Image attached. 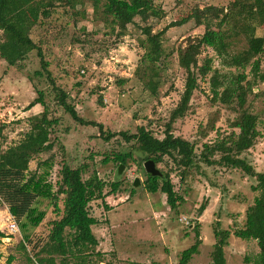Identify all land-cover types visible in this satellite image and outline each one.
<instances>
[{
    "label": "rangeland",
    "instance_id": "1",
    "mask_svg": "<svg viewBox=\"0 0 264 264\" xmlns=\"http://www.w3.org/2000/svg\"><path fill=\"white\" fill-rule=\"evenodd\" d=\"M236 0H154L164 12L162 17H150L128 25L127 33L117 37L111 24L106 23L102 8L94 11L93 5L85 1L75 9L60 5L51 10L47 18L32 29V36L43 50L49 62L50 77L42 68L37 49L19 65L9 66L0 60V127L3 128L0 143L3 149L17 144L30 128V118L44 110L42 104L28 105L44 92L49 116L58 119L51 134L52 150L35 156L29 164V172L37 170L46 174L56 192L60 171L66 163L71 167L85 166L83 178L96 173L107 183L105 191L113 181H120V191L110 194L105 200H93L89 204L92 216L98 219L93 232L99 240L89 259L81 264H179L182 251L195 243L199 226L201 244L187 264H213L212 252L216 242L214 229L219 222L221 228L234 231L246 220L248 206L253 203L258 191L251 186L254 177L241 169L222 165H208L200 161L199 155L205 143L226 139L230 133L239 132L234 126L242 110L236 99L226 105L213 100L210 77L199 78L185 116L173 123V132L196 146L197 157L191 168L180 167L168 156L156 166L160 176L170 174L175 191L180 195L178 205L172 209L162 191L148 192L145 181L149 173L144 168L147 153L137 140L125 139L120 131L136 133L140 126L151 130L157 137H164V130L172 111L178 105L184 90L186 71L179 65V48L190 38L204 33L205 26L198 25L191 17L181 25L165 29L193 14L196 8L207 6L228 7ZM246 6L253 5L257 19H251L256 35H264V0H237ZM85 12V15L83 13ZM144 26L153 33L165 29L161 35L165 51L161 81L157 88L148 82V68L142 63L145 52L140 40ZM248 47L247 38L240 33L232 40L231 51ZM213 58V67L221 73L247 74L254 80L251 65L245 69L223 65L216 52L205 47L199 56V64L205 58ZM261 72L264 74V53L260 56ZM42 74H36V71ZM248 93L246 107L257 115L261 136L241 156L247 158L258 171H264V81L257 79ZM244 83L246 81H243ZM56 88V89H55ZM60 90L67 94V101L75 105L79 115L104 126L101 134L98 125H82L65 111L59 101ZM109 132L115 136L107 139ZM132 153L121 175L117 174V153ZM220 152L213 156L218 160ZM51 158V166L43 160ZM109 158L108 161H104ZM29 174V173H28ZM140 178V184L133 185ZM64 194L58 204L64 207ZM0 229H6L10 221L8 203L0 196ZM206 209L200 213V206ZM33 206L44 212L42 222L34 226L29 223L23 229L17 221L19 231L11 239H2L0 264H31L29 256L47 240L54 219L62 216L53 202L38 198ZM23 221V220H22ZM69 230L67 229V232ZM26 250L21 247L25 235ZM225 246L226 264H255L260 252L258 241L242 239L231 234ZM11 258V260H10ZM70 257L62 262L55 256L54 264H74Z\"/></svg>",
    "mask_w": 264,
    "mask_h": 264
},
{
    "label": "trees",
    "instance_id": "2",
    "mask_svg": "<svg viewBox=\"0 0 264 264\" xmlns=\"http://www.w3.org/2000/svg\"><path fill=\"white\" fill-rule=\"evenodd\" d=\"M85 1L93 5L95 12L102 8L105 22L111 24L112 32L117 37L127 33L128 25L134 23L136 17L147 20L150 17H162L164 14L154 0H0V59L5 60L9 66H16L37 49L42 68L50 77L49 62L45 60L41 46L33 38L32 29L41 23L43 18L49 17L57 2L75 9L74 13L78 14L81 12L76 9L77 6ZM261 2L262 0H256V3ZM191 17L195 18L198 25H204L205 31L199 36L190 38L185 46L179 48V65L187 75L180 101L166 124L164 137L155 136L144 126H140L133 134H128L126 131H120L118 134L127 140H137L140 147L148 154L146 159H153L156 164L168 156L178 166L185 169L191 168L197 157L196 146L193 142L176 136L173 132V123L176 119L184 117L188 111L191 98L199 85V78L212 73L210 84L213 100L229 105L236 99L235 102L242 113L234 124L239 128V132L230 133L226 139L205 143L199 159L208 165L218 164L241 169L245 174L255 178L256 183L251 188L258 191L253 203L247 208L246 220L242 227L231 231L221 228L219 222L216 223L214 229L216 242L212 252L213 264H226L225 246L228 245L231 234L242 239L259 240L260 252L255 258V264H264V171L256 170L247 158L241 156L243 152L253 147L257 138L261 136L258 129V117L246 107V101L257 79L264 81V74H260L259 57L264 53V35H256L255 26L250 22L251 19H257L253 5L246 6L237 0L225 8L216 6L196 8L189 17L172 22L165 29L181 25ZM165 29L153 33L150 26L142 28V33L145 35V38L140 40L141 46L145 49L142 63L148 68V82L155 88L161 81V69L165 56L161 35ZM240 33L245 34L248 47L233 52L231 51L232 40ZM205 47L212 48L223 65L236 69H245L251 65V72L255 79L247 80V74L244 72L231 75L221 73L213 67V58L209 56L200 65L199 56ZM35 73L42 74L40 70ZM59 92L61 106L74 120L82 125H98L101 134L105 132L101 123L80 116L75 105L67 101V94L62 90ZM36 104H42L44 110L30 118V128L24 138L6 149H3L0 143V196L8 203L10 213L21 221L23 229L29 223L37 226L42 222L44 212L33 206L40 197L53 202L57 212H63L60 218L53 220L48 240L28 257L31 264H54L55 256L58 255L62 256V262L72 257L75 259L74 264H81V261L86 262V259H89L94 248L99 244L92 228L98 223V219L91 215L89 204L93 200H105L108 195L118 193L121 182H111V188L105 191L107 183L96 173L84 179L85 166L71 167L65 163L60 171L61 178L57 182L59 188L55 192L53 184L47 180V171L46 174H39L37 170L29 172L30 161L35 156L53 149L54 142L51 140V134L54 125L58 122V119L49 116L44 92L41 90H39V96L28 107L31 108ZM2 130L3 128L0 127V137ZM116 134V132H109L106 138L109 139ZM216 152L221 153L218 160L213 158ZM131 156V152L117 153L114 160L127 164ZM108 159L105 158L104 161ZM43 164L51 166V158L43 160ZM145 188L151 193L158 191L165 193L167 203L172 209L177 207L178 200L181 198L174 189L169 173L164 176L149 174L145 181ZM60 194L65 195L63 208L58 204ZM206 206L205 203L200 206V213L206 209ZM194 229L196 230L195 243L182 251L179 264H187L192 256L199 252L201 244L199 226H195ZM4 236V232L0 230V244ZM27 239L30 240L29 235L26 234L21 243V247L25 250ZM1 255L0 252V257Z\"/></svg>",
    "mask_w": 264,
    "mask_h": 264
},
{
    "label": "water",
    "instance_id": "3",
    "mask_svg": "<svg viewBox=\"0 0 264 264\" xmlns=\"http://www.w3.org/2000/svg\"><path fill=\"white\" fill-rule=\"evenodd\" d=\"M124 167H125V164L124 163H121L118 166V170H117V174L118 175H121L122 174V171H123ZM144 168H145V170L149 174H151L153 176H157V175H160L161 174L160 170L157 168L156 163H155V161L153 159H147L144 162ZM140 181H141L140 178L139 177H136L134 179L133 185L134 186H137L138 184H140ZM257 241H259V240H257Z\"/></svg>",
    "mask_w": 264,
    "mask_h": 264
},
{
    "label": "built area",
    "instance_id": "4",
    "mask_svg": "<svg viewBox=\"0 0 264 264\" xmlns=\"http://www.w3.org/2000/svg\"><path fill=\"white\" fill-rule=\"evenodd\" d=\"M1 203V202H0ZM9 222L8 224L6 225V231L4 229H0L4 232L5 236L2 238V239H8L10 240L12 237V235H14L15 233H17L19 231V226H18V223L17 221L14 219V216L13 215H10V218H9Z\"/></svg>",
    "mask_w": 264,
    "mask_h": 264
},
{
    "label": "crops",
    "instance_id": "5",
    "mask_svg": "<svg viewBox=\"0 0 264 264\" xmlns=\"http://www.w3.org/2000/svg\"><path fill=\"white\" fill-rule=\"evenodd\" d=\"M0 60L3 61L4 63H6V65H8L7 62H6L5 60H3V59H0ZM36 105H37V104H36ZM36 105H34V106H36ZM34 106H33V107H34ZM251 204H252V203H251ZM246 240H247V239H246Z\"/></svg>",
    "mask_w": 264,
    "mask_h": 264
}]
</instances>
